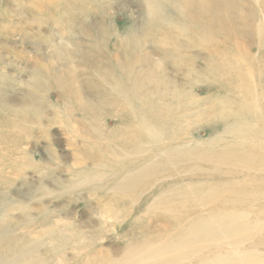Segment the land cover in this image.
<instances>
[{
  "label": "rangeland",
  "instance_id": "1",
  "mask_svg": "<svg viewBox=\"0 0 264 264\" xmlns=\"http://www.w3.org/2000/svg\"><path fill=\"white\" fill-rule=\"evenodd\" d=\"M195 1L0 0V264H264V0Z\"/></svg>",
  "mask_w": 264,
  "mask_h": 264
},
{
  "label": "bare ground",
  "instance_id": "2",
  "mask_svg": "<svg viewBox=\"0 0 264 264\" xmlns=\"http://www.w3.org/2000/svg\"><path fill=\"white\" fill-rule=\"evenodd\" d=\"M202 0H196L193 4L194 5H192L193 7H195V8H199V9H201L202 10V12L205 14V13H211V15L212 16H214V13H215V2H213V0H209V2H207V3H202L201 2ZM199 3L200 4H202V6H199ZM202 28V27H201ZM209 70V69H208ZM210 71V70H209ZM217 72V71H216ZM219 73V72H218ZM232 85V84H231ZM233 86V85H232ZM235 89V88H234ZM242 90H243V88H242ZM244 91H245V89H244ZM248 92V91H247ZM252 96V95H251ZM251 99V98H250ZM245 102V101H244ZM243 102V103H244ZM253 102V101H252ZM245 108H246V105H245ZM249 110V109H248ZM249 113V112H248ZM239 114H242V113H239ZM243 116V115H242ZM247 118V117H246ZM228 119V118H227ZM226 119V120H227ZM241 119V118H240ZM245 124H246V122H245ZM144 128V127H143ZM243 131V130H242ZM147 132H149V130L147 131ZM246 132V131H245ZM152 134H154V133H152ZM241 134V133H240ZM159 135V134H158ZM146 136V135H145ZM157 137V136H156ZM217 143V142H216ZM213 144V143H212ZM211 144V145H212ZM222 148V147H221ZM220 149V148H219ZM237 155V154H236ZM238 156V155H237ZM245 156V155H244ZM193 157V156H192ZM243 158V157H242ZM241 158V160H243ZM249 158V160H251L250 159V157H248ZM239 159V158H238ZM231 160V159H230ZM237 160V159H236ZM245 160H247V159H245ZM244 160V161H245ZM239 161V160H238ZM175 162V161H174ZM211 162V161H210ZM253 162H255V160L253 161ZM194 163V162H193ZM246 163V162H245ZM249 163V162H248ZM248 163H246V164H248ZM259 163V162H258ZM257 163V164H258ZM230 164V163H229ZM264 164V163H263ZM223 165V164H222ZM221 165V166H222ZM197 166V165H196ZM200 168H201V166H199ZM214 167V166H213ZM204 169V168H203ZM227 169V168H226ZM259 169V168H258ZM197 170V169H196ZM202 170V169H201ZM229 170H231V169H229ZM262 171V170H261ZM260 172V171H259ZM264 172V171H263ZM248 173V172H247ZM249 174V173H248ZM230 178V177H229ZM246 178V177H245ZM244 179V178H243ZM257 179V178H256ZM255 179V180H256ZM259 179H261V178H259ZM248 180V179H247ZM249 180H251V179H249ZM226 184V183H225ZM250 184V183H249ZM228 185V184H227ZM217 189V188H216ZM233 189V188H232ZM226 190V189H225ZM204 192V191H203ZM228 196H230V195H228ZM239 199V198H238ZM236 201H237V198H236ZM211 202V201H210ZM209 202V203H210ZM214 202V201H213ZM217 205V204H216ZM215 206V205H214ZM247 207V206H246ZM211 211H212V209H211ZM221 213V212H220ZM215 214V213H214ZM247 214V213H246ZM216 215V214H215ZM212 216V215H211ZM198 217H200V216H198ZM229 217V216H228ZM222 218V217H221ZM217 219V218H216ZM204 220V219H203ZM229 223V222H228ZM204 226V225H203ZM198 227V226H197ZM202 227V226H201ZM199 229H200V226L198 227ZM223 228V227H222ZM225 228V227H224ZM221 229V228H220ZM201 231V230H200ZM222 232V231H221ZM221 232H220V238H222L221 237ZM203 233V232H202ZM206 234H207V236H208V233L207 232H205ZM196 234V233H195ZM210 235V234H209ZM215 235V234H214ZM196 236V235H195ZM200 236V235H199ZM241 236V235H240ZM190 237H191V235H190ZM209 237V236H208ZM216 237H217V235H216ZM198 238V237H197ZM196 238V239H197ZM238 238V237H237ZM242 238V237H241ZM207 239V238H206ZM218 239V238H217ZM244 239V238H243ZM250 239V238H249ZM184 241V240H183ZM206 241V240H205ZM208 241V240H207ZM193 242V241H192ZM202 242V241H201ZM247 242V241H246ZM204 244H206V243H204ZM234 245V244H233ZM216 246V245H215ZM181 247V246H180ZM236 247V246H235ZM209 248V247H208ZM218 248V247H217ZM237 248V247H236ZM178 250V249H177ZM180 250V249H179ZM179 250H178V252H179ZM245 252V251H244ZM198 253H200V252H198ZM247 253V252H246ZM211 254V253H210ZM251 255V254H250ZM222 257V256H221ZM226 257V256H225ZM230 257V256H229ZM183 258H185V255H184V257ZM177 259V258H176ZM227 259V258H226ZM225 259V260H226ZM229 259V258H228ZM183 260V259H182ZM210 261V260H209ZM218 262V261H217ZM227 262V261H226ZM225 262V263H226ZM164 263H165V261H164ZM235 263V262H234ZM205 264V263H204ZM221 264V263H220ZM253 264V263H252Z\"/></svg>",
  "mask_w": 264,
  "mask_h": 264
}]
</instances>
